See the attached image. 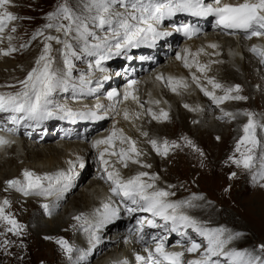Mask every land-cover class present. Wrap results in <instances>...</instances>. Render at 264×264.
Returning a JSON list of instances; mask_svg holds the SVG:
<instances>
[{
	"label": "bare ground",
	"instance_id": "6f19581e",
	"mask_svg": "<svg viewBox=\"0 0 264 264\" xmlns=\"http://www.w3.org/2000/svg\"><path fill=\"white\" fill-rule=\"evenodd\" d=\"M226 1L229 2L228 0ZM241 1L242 2H234V1L232 2H234V4L245 2V0H241ZM116 4H120V3H115L114 6H116ZM10 5H12V2ZM92 5H93L92 7H96V4L94 2H92ZM118 7L123 8L119 13H125L124 10L125 8L122 4H120ZM86 11L88 13L90 10L82 8L81 6L71 14L75 16H82V15H86V13H84ZM92 17H97V15L93 14ZM87 23L88 24L91 23V25H94L95 28L93 29V31H89V30L84 31L83 39L84 41H86L85 42L86 46H84L83 48L77 50L76 47L78 43L77 40L69 41V39L67 40L65 39L66 41L63 42L60 39L59 40L60 42L58 43L55 42L56 44L59 45V47L54 49L56 50L55 52L56 60L53 70H55L54 71L55 74H60L61 77L63 76V79L60 80L61 83L55 88L52 95L49 97V100L51 101L49 108L51 110H56L58 109V107L64 106L60 102L61 97H67L68 101H72V100L74 101L69 103V106L71 108L79 107L80 109L81 108L80 104H82L86 100H89L91 93L93 91L92 90L93 86L99 88L101 84L107 82L108 80H111L112 82L115 81V79H110L107 75H105L106 73L104 71H100L99 68L96 67L95 60L98 59V57L95 55H90V54L88 55V57L91 58L90 60L92 61L93 59L94 61L88 64V66L86 65V67H84V65L83 66L77 65L79 68L77 67L70 68L72 66L65 67L64 65L62 66L60 64V62L62 63L63 60L66 59V56L68 54L67 53L68 50L64 51V49L67 48V45H70L72 51L76 50L75 56H71V57L69 56L71 59L74 60L73 62L76 63L77 60H80V58L83 57L82 55L83 53L87 54L89 51L92 50L91 49L92 45L103 42V41L100 42V39H98L101 38V36L97 37L98 32L102 30L107 32L110 30L109 28H107L110 27L109 25L100 27L98 24V20L96 19H92V22L88 21ZM68 31L72 33L73 28L68 29ZM214 31L215 30L210 29L209 32H207L205 35L188 43L186 47L187 49L185 51H178L176 57L172 56L170 59L171 61L164 66H162L163 59H165L164 53L169 52V48L166 47V44H162L160 46V49H158L159 57H160L159 62L161 60L162 62L161 63L158 62L155 65L151 63L149 67L150 70L147 72H143L144 75L143 78L141 79L140 86L138 88L139 91L136 93L137 99H135V102H133L132 105L126 109L118 108L116 109L115 112H109L108 118L114 116L116 121H112L111 126L109 128L107 127V129L105 126H99L98 130H101L103 132L104 131L115 132L117 134L116 137L119 139V141H116L115 143L117 148V153H120L121 150L125 152H129L131 159H128L126 162L128 168H130L131 174L130 175L126 174L125 176L121 175L123 169H121L120 167L123 166L124 163L121 162L119 155L115 157L117 161L114 160L113 162H110V164L107 165V167H109L108 171H118L120 177L125 179H127L132 174L137 176L140 173H147V176H144L142 180L144 182L148 181L149 183L151 182L148 180V178H150L151 175H158L157 174L158 168L147 171L146 168L142 166V165H147V161H145V159L137 160L135 158V154L133 155L130 152L131 144L128 142V140L121 142L120 137L121 136L127 137L129 138L130 141H133L134 138L136 140L139 137L138 134L140 135L141 133L143 134V132H146L145 125H143L144 128L142 126V124L144 123V119H145V123L149 120H152V122L157 126L163 124L164 123L163 121L165 119L161 116V113L167 112L169 110L168 109L169 107L170 110H173L171 109L170 104L173 103L175 105L174 100L172 98L169 99L170 96L168 93L172 94L175 100L178 97H182L181 94H185V97L187 95V98L182 97V104L186 103L187 107H183V106L182 107L184 108V110L189 108L190 109L189 112L191 113L190 116H193L191 118L193 120V122H191L193 123V125L190 124V120L188 122L190 125L188 126L189 131L194 132L200 129V126L208 127L207 129L210 128V131H212L213 129H214L213 131H222L224 124L227 125L235 124V129H239V127L242 128L245 126V124L248 123L247 121H240L241 114L242 113L253 114V111L256 109V107L250 104L249 107L247 106L248 102L251 99V91L247 86L244 85L246 82L243 83L240 81L242 80L241 72H243L245 69L243 66L242 58L241 60H239L238 57L240 56V54L241 57L243 58L249 55L251 59H253V63H254L253 73L254 74L256 73L258 75V82L254 81L253 83L258 85L261 90L257 88V90L252 89V91L253 92L258 91V93L256 94L262 97L261 100L264 101V81L261 80L262 75L264 74V70L262 68L264 66V58H261L258 54L252 51L254 47L264 50V37L260 39L247 41L244 38L240 37V35L234 37ZM56 33L58 35L60 34V36L62 37L65 36L64 33H61L59 31ZM42 37L44 39V36ZM42 37H40V39ZM107 39L110 43H115L111 34H109ZM93 41L95 42L98 41V42L90 43ZM167 45L170 46V44ZM210 45H216L217 47L213 48L210 47ZM72 51L71 53H73ZM113 51L115 50L113 49ZM16 53L17 52L12 54L15 55ZM178 56L180 57V59H177ZM15 57H17V55H15ZM115 57L116 55H112L110 58H115ZM233 58H236L237 60L233 61ZM255 59L257 61V64ZM0 61H6V60L0 56ZM185 62H187L190 66L186 67ZM259 62H261L260 65L258 64ZM35 63L36 62H29L27 64L28 66L27 69L24 70L22 73H19L20 75L18 79L12 78L13 77L12 74H14L15 72L14 65H9L5 68L1 67L0 73L5 72L6 70L13 73L9 74V76L7 75V77L4 76L3 73L1 74L2 79L0 80V85H9V87L7 86L6 87L3 86L4 88L0 87V95H4V96L15 95L16 93L20 92L23 89V86H20V88L18 89L17 83L19 82V80H23V78H21L22 76L25 75L24 79L27 78L28 74L32 71V69L35 68L36 66ZM135 66L138 67V65ZM100 67L104 69L105 64H102ZM200 67H205V70L200 71L199 70ZM221 68H222L221 71H223L224 69L231 71L232 68H235L236 72H232L231 78H229V80L227 81L221 75L223 72H219ZM51 70H52V64H51ZM155 74L158 75L159 77H162L163 82L158 83L156 77L154 76ZM75 76H77V78H75L74 81L73 79ZM122 76H124V73L118 70L117 78L122 80ZM9 77H11V80L8 83L7 79ZM170 77L173 78L174 81H183V85L176 86L174 84H170L169 83ZM239 78L240 80L238 81ZM82 79L86 81V83H82ZM210 80L220 84L222 87L214 88L213 85L209 83ZM71 81H73V83L72 85L71 84L69 85ZM184 85H186V87ZM173 86H176L175 92L172 91ZM237 86L240 89L238 95L244 97L245 99L242 100L228 99L220 104H217L210 96L205 95V92L202 91V89H205L208 92L212 93L215 97L219 98L226 95L227 89H235ZM114 87L116 86H111L110 88H114ZM163 92L167 93V95L163 96ZM231 96L235 97L237 95H231ZM145 104H147L148 106H145ZM259 112L260 114L254 113V115L251 116V119L256 124L255 132L257 133L256 138L259 140V145L255 149H253L251 153H249L254 157L250 171L254 184L252 187L254 188L256 186L257 188L264 190V179L261 178V173H264V132H259L260 129L264 130V110L259 108ZM126 113H127V118L125 116ZM174 113L176 114L175 116L180 118L181 121L183 116L185 117L187 116V112L184 113L180 109L175 110ZM225 113H231L232 115L228 116L225 115ZM22 114L23 113H14L13 116H16L19 119L23 117L24 114L23 115ZM153 114L159 117V119H154ZM190 116L188 115V118H190ZM247 117L249 120V116ZM169 118L170 116H168L167 122L170 121ZM0 119L2 122H5V116L2 115L1 111H0ZM63 125L60 126L59 123H56L55 125L48 124L47 127L50 136L49 138H45L44 135H35L33 136V139H23L21 137H18L17 135H8L3 132L0 133V136H3L6 140L10 141V143L0 146V190L5 189V191L7 192L6 194L7 198L9 200H12L10 204L12 207H18L17 204L18 205L22 204V205H27L29 209L30 207L32 208V212L30 215V223L24 224L22 222L21 227H23L25 230L31 227L35 229L36 233H39L40 231L42 232L46 231L47 233H41L46 236L54 235L56 231H59L62 228H65L66 230L71 229L73 231H76L78 233V236L77 237L75 236L76 234L75 232V234L73 233L74 238H71L72 235H70L71 232L68 233L69 231L63 233V237H64L63 241H66L67 244L72 247V249L74 248L73 246L77 247L75 254L72 255L71 253L64 252V250L60 248H55L56 254L62 258L60 262L62 261L63 264H87L89 263V261L95 258L97 259L92 264H121V262L123 261H126L128 264V261L130 260L131 257L136 258L135 259L137 261L136 264H139V262L140 264H144L146 259H142V260L137 259V257L143 256L140 247L137 246L134 247V245L132 244L134 249L128 250L126 254L123 251V247L127 244L128 241L131 240L133 242V238H131V236L126 231L127 227L129 226V223L123 225L122 222L118 221L116 215L108 219H105L104 205L106 204L109 205L110 209L118 210L117 211L118 214L120 212L119 208L117 207L114 208V206H112V202L110 200L111 196L109 194V188L106 187V183L104 184L100 183L102 184L100 185L99 183L90 180L92 182H90L88 187H86V189L81 191V193H79L78 195L80 196V201L77 202L78 201L77 199L79 198L78 196H76V199L75 197L73 198L74 195L73 193L76 187L84 180V178L86 179L87 174L91 170L92 166L94 165L99 166L102 162L97 160L98 155L96 154L95 149L92 147V142H87L85 140L79 142V140L74 139L77 138L75 136L72 139L69 140L64 139L63 141L58 140V142L55 143V141H57L55 137H59L58 130L60 129L63 130L64 128H66V126ZM141 126L143 128L142 131H141L142 129ZM65 133L71 134V131L70 132L65 131ZM192 134H190V132L187 133L182 132V135H179V138H177L175 141L179 143L177 144L179 145V147H175L173 149V147L171 146L170 155L171 153H174V156L176 155V157H178L179 154L183 153V154H190L191 157L194 156L200 160L204 159L205 156H207V151L205 150V148L200 146L199 143H197V139L193 137ZM221 134L223 135L222 132ZM239 136L242 137L241 134ZM213 137L215 139L216 137H219L217 141H222L221 135H219V133H215ZM240 137L237 139V141L241 139ZM189 141L191 143H189ZM32 142L34 143L32 144ZM35 143H37L38 145L37 144L35 145ZM43 143L44 144L48 143V144L43 146L42 145ZM245 145H246V149L251 147V145L248 144ZM33 146L34 147L36 146L38 150L34 151ZM189 149H191V151ZM246 149H244V152H246ZM27 150L28 152L25 153V151ZM6 152L7 154H9L8 152H11L8 158L6 157L7 156ZM239 154L241 155V153ZM29 156H31V158H29ZM106 158L107 157L105 155L104 159ZM80 159H82L84 162L83 168L79 167ZM171 159L173 160L174 158ZM239 159H241V157ZM133 160L138 161L136 163L138 164V166H135L136 164L135 165L128 164V162L134 163ZM18 163L21 164V166L16 167V164ZM200 163L203 162L199 161L198 164ZM221 164L223 165V163ZM229 164L231 165V163ZM25 171L32 172L36 176L53 177V180L51 182L48 180L42 181V185L45 188H47L50 183L52 184L51 194L49 195L30 194L25 196L22 192L18 191L16 187L6 186L5 183L7 180H19L23 183L24 182L23 173ZM163 171L164 173L166 172V170ZM60 173H64L66 176L70 177V179L61 178L57 183L55 178ZM157 184H158L157 186L159 185L160 186L159 187L155 186L156 188L153 189V191L163 190L168 192L169 196L171 197L173 196L174 197L173 199H177L176 195L173 194L174 186L168 188V186H166L164 183H163L164 185L162 183H157ZM256 192L258 195L264 196L263 194L264 192L261 191H256ZM4 196H5L4 194L2 193L0 194V207H4L5 215H6V211L8 210V208L7 205H4L3 203L5 200H7L6 196L5 197ZM69 200L71 201L68 204L66 211L59 216L55 215L57 211L63 208ZM170 203L182 204L183 208H181L179 211L186 214L189 213L187 212L188 210L186 211V209H191V211L194 210L197 213H200L199 211L202 208L203 209L206 208L203 201L200 200L191 201L189 202V204H186L185 201V205L183 204V202L180 201L178 202L174 200H172ZM32 204L35 206V208H33ZM45 205H47V208L44 207ZM124 208L126 207L124 206ZM194 211L192 213H194ZM205 212L206 211L201 213V215L204 214ZM77 217H80L81 219H77ZM191 217L195 218L197 216L194 215V217L193 216ZM120 218H124V214L120 216ZM43 219L46 220L49 219V221L47 222ZM2 221L5 222L4 220ZM62 224L65 226H62ZM5 226H7V223L5 224ZM85 228L89 230L85 231L84 230ZM224 230L225 231L221 239H228L229 238L228 234L232 231L228 230L227 228H225ZM184 232L187 236L189 235L191 237V240H189L190 242L195 241L196 243L201 244L200 249L195 253L199 255H203L207 248V241L204 238L203 240H200L199 234L198 233L196 234L192 228L185 229L182 227L179 229L178 232L180 233V235L179 234L178 235L181 236L182 242L185 240ZM235 232L237 234L232 236L231 239L232 242L230 243V245L227 247L225 246L224 248V252L226 253L232 251H238L237 249H239L238 246L240 242H235V240L237 239L236 236L243 237L245 233L241 231V229H236ZM108 233L109 234L111 233L112 240L110 241H106L105 239V235ZM96 237H98V239H96ZM170 238L171 237L168 236L165 238V240ZM174 242L175 241L173 240L172 243ZM59 244L60 243L56 242V246H58ZM42 245L43 247H45L47 244L43 243ZM166 245H170V243L168 242L166 243ZM187 246H191V244L190 245L187 244ZM63 248L66 249L65 247ZM135 251L138 253L137 256L133 255V252ZM5 254L7 255L5 256L6 258L8 256H11L12 249L7 248ZM85 258H88V261H84ZM217 258L222 259V261H220L221 264L223 262L229 263V261L226 258H222V255L212 257L213 260H216ZM262 263H264V261L263 262L261 261V264Z\"/></svg>",
	"mask_w": 264,
	"mask_h": 264
},
{
	"label": "rangeland",
	"instance_id": "374dc122",
	"mask_svg": "<svg viewBox=\"0 0 264 264\" xmlns=\"http://www.w3.org/2000/svg\"><path fill=\"white\" fill-rule=\"evenodd\" d=\"M11 2L12 5L7 6V11H10L13 15H15L17 19L8 23L5 32L3 34H0L3 36V39L0 40V56L6 60V61H0V71H1V67L5 68L9 65H14L15 72L14 74H12L13 72H9L7 70L5 72H1L0 80L2 79L1 76L2 73L6 77L7 75L9 76V74H12L13 75L12 78L18 79L20 75L19 73H22L24 70L27 69L28 67L27 64L29 62H37L39 60L38 58H40L41 54H44V48L48 44L51 45V52L49 56L51 59L52 69H54L55 60H56V53H55L56 50L54 49L59 47V45L56 44L58 43L57 40L55 39L47 40L46 37L48 36L56 37L58 38V40L61 39V41L63 42L66 41L67 39H69V41L77 40V42L79 43V44L77 43L76 45L77 50L83 48L84 46H86L85 45L86 41H84L83 39L84 31L85 30L93 31V29L95 28L94 25H91V23L88 24L87 22L88 21L92 22V19L96 18V17H92L93 14L97 16L99 15L97 11V6L92 7L93 6L92 2H94V0H11ZM114 4L115 3L112 4V11L114 13L115 11L121 12L123 8L118 7L120 4H116L117 7L114 6ZM81 6L82 8L88 9L90 11L88 13L87 11L84 12L86 13V15H82V16H75L71 14ZM63 9L68 10L67 14L70 15L72 19L65 18L66 14L63 11ZM49 24L52 25L51 28L48 27ZM69 27L73 28L72 33L66 31L70 29ZM13 28H15V31H12ZM57 28H59V32L65 34L64 37L56 33L58 32ZM107 28L110 29L107 32L103 30L100 31L101 33L98 32L97 37L101 36V38H98L100 39V42L103 41L105 37L108 38L109 34H111L112 27H107ZM40 32H43V35H39L38 33ZM8 36L12 37L11 41L7 39ZM42 36H44V39ZM40 37L42 38L40 39ZM97 42L93 41L90 43H97ZM9 47H13L16 49V51L12 53L17 52L15 54L17 55V57H15V55H13L12 53L7 56L3 55V52L8 51ZM66 50H68L66 59H64L62 63L60 62V64L62 66L64 65L65 67H69V65H71L70 57L76 55V50L72 51V48L68 46L66 49H64V51ZM71 51L73 53H71ZM89 52L87 54L82 52L83 57L80 58V60H77L75 64H77L78 66L84 65V67H86V65L88 66V64H90V62L93 61V60L89 61L91 59L90 57H88ZM166 58L163 59V62L162 60L159 62V63L162 62V66L168 64L171 61L170 60L171 57H169V59L168 57ZM241 58L243 60V66L245 70L241 72L242 80H240L239 78L238 81L240 80L243 83L246 82L244 85L247 86L251 91V99L248 102L247 106L249 107L250 104L256 107L254 111L252 110L253 111L252 116H253L254 113L260 114L259 108L264 110V101L261 100L262 97L256 94L258 93V91H254V92L252 91V89L255 90H257V88L260 89L258 85L253 83L254 81L258 82V75L256 73L255 74L253 73V67H254L253 59H251L249 55L243 58L241 57L240 54L238 59L241 60ZM234 60L237 59L233 58V61ZM260 63L261 62H259L258 64L260 65ZM41 64L43 63L41 62ZM77 65H74V63L72 64L73 67L79 68ZM262 68L264 70V66ZM221 70L222 68L219 70V72H223L221 75L227 81L229 80V78H231L232 72H236L235 68H232L231 71L226 69H224L223 71ZM24 77L25 75L21 77L23 78V80H19V82L17 83L18 89L20 88V86H23L21 82L25 80ZM74 78H77V76H75ZM10 80L11 77L7 79V82L9 83ZM261 80L264 81V74L262 75ZM72 83L73 81H71L69 85L70 84L72 85ZM3 86L9 87V85H0V87L4 88ZM168 94L170 96L169 99L172 98L175 102V105L173 103L172 104L169 103L171 105V109L173 110H170V107L168 106L169 110L167 111V113L168 116H170L169 118L170 121L167 122V119H165L163 121L164 122L163 124L157 126L152 122V120H149L145 123V119H144V123L142 124V126L145 125L146 132H143V134L141 133L142 134V135L140 134L141 136L138 134L139 137L136 140L135 138L133 139V141L135 140V145L137 150L141 153L139 156H135V158L137 160L145 159V161H147V165H150V167H145L144 165H142L143 167L146 168L147 171L158 168L157 169L158 175H151L150 178L148 177L145 178H148V180L155 186L158 185L157 183H162V184L164 183L166 186H168V188L174 186L173 194L176 195L177 199H173L174 198L173 196L172 197L168 196L166 197L170 199L167 200L168 202H171L172 200L178 202L180 201L183 202V204L185 205V201L186 204H189V202L191 201H199V200L203 201L206 208L204 209L202 208L199 211L200 213H197L194 210L191 211V209H186V211L188 210L187 212H189L187 214L193 217L194 215L197 216L195 217L197 220L195 218L193 219L195 221H199L200 223L206 225L210 229L223 227L222 229L227 228L228 230H231L232 232L228 234L229 237H232L233 235L237 234L235 232L236 229H241V231L245 233V234L243 233L244 236L243 237L236 236L237 237L236 240L234 238L235 242H240L241 244V245L239 244L238 246L239 249L237 250L245 253H249L253 257L257 256L260 259V261L263 262L264 250H262V246H264V196L258 195L256 191L264 192V190L257 188L256 186L254 188L252 187L254 184L251 177L250 169H245L244 167H242L243 166L242 164L241 166L240 165L237 166V164L233 162L234 159L239 160V158L241 157V155L239 154L240 152L236 151V147L241 140L240 139L239 141H237V139L240 137L239 135L241 134L242 137L244 136V132H243L244 127L242 128L239 127V129H235V124H230V125L224 124L222 131H213L214 129L210 131V128L207 129L208 127H204V126L203 127L200 126V129L194 132L189 131L188 126L190 125L188 122L190 120V124L193 125V123H191L193 122V120L191 119L193 116H190L191 113L189 112L190 110L189 108L186 109L188 111L184 110L183 107H185L186 103L182 104V97L187 98V95L185 97V94H181L182 97H178L175 100L172 94L170 93ZM238 94L239 93L236 91L231 92V95H238ZM166 95L167 93L163 92V96ZM61 102L63 103L62 100ZM145 106L148 105L145 104ZM177 109H180L184 113L187 112V116L186 117L183 116L182 121L180 120V118L175 116L176 114L174 112ZM188 115L190 116V118H188ZM113 117L111 118L109 117V121L104 125L106 129L107 127L109 128L111 126L112 121H116L115 117L114 118ZM240 121L249 122L248 117L247 115H245V113L241 114ZM143 128L141 129V131L143 130ZM229 128H231L232 130ZM182 132H186V133L190 132V134L193 133L192 136L197 139V143H199V145L205 148V150L207 151V156H205L204 159L200 160L194 156L191 157L190 154H183V153L179 154L178 157H176V155L174 156V153H171L170 155L172 144L173 143H175L176 145L179 144L178 142L175 141L177 138H179V135H182ZM221 132L223 133V135L221 134ZM259 132H264V130L260 129ZM144 133H148V134L144 135ZM215 133H219V135H221L222 141H217L219 137H216V139L213 137ZM255 134L257 135L256 132ZM55 138L57 139L55 143L58 142V140L59 141L64 140L61 135ZM152 140H156L158 142L157 145L161 148V153L163 151L162 144L164 143V141H167L169 144L168 154L167 155L158 154L156 149L153 148L151 144ZM79 142L82 141L79 140ZM33 143L34 142H32V144ZM36 144L37 143H35V145ZM47 144L48 143L46 144L43 143L42 145L44 146ZM174 148L175 147H173V149ZM244 149H246V145H241L242 152H244ZM33 150L37 151L38 148L35 146ZM189 150L191 151V149ZM27 152L28 150L25 151V153ZM8 153L9 154H7L6 152L7 156L5 154L7 158L10 156L11 152ZM29 158H31V156H29ZM171 158L174 159L172 160ZM199 161L203 163L198 164ZM221 163H223V165ZM229 163H231V165ZM128 164L135 165L136 163L128 162ZM17 166H21V164L18 163L16 164V167ZM135 166H138V164H136ZM214 168L215 169L218 168V169L215 170ZM121 169H123L121 175L125 176L126 174L128 175L131 174L130 168H128V166L125 167L123 165ZM163 170H166V172L164 173ZM233 173H235L234 176ZM133 175L134 174H132L131 176L133 177ZM131 176L129 177L132 178ZM152 177H156V179L153 180ZM8 181L10 180H7L5 184L6 186L9 187V185H7ZM90 182H92L90 181V179H87V177L86 179L84 178V180L76 187L73 193L74 194L73 198L75 197L76 199V196H78L79 193H81V191L85 190ZM147 183L149 182L147 181ZM1 193L4 194L5 196L7 194L5 189L3 190L1 189L0 194ZM78 197H77L78 201L76 200L77 202L80 201V196ZM6 199L7 201H9V205H7L8 210L6 211V215L8 214L7 216L14 218L20 226L22 222L24 224L30 223V215L32 212V208L30 207L29 209L27 205H22V204L19 205L17 204L18 207H12L10 205L12 200H9L7 196ZM70 201L71 200H69L63 208L59 209V211H57L55 215L59 216L62 213H64ZM33 208H35L34 205ZM193 211L194 213H192ZM204 211L206 212L201 215V213H203ZM122 212L123 211H121V213ZM43 220L47 222L49 221V219L48 220L43 219ZM6 223H7L6 221L3 222L2 220H0V243H1L0 264H63L62 261L60 262L62 258L56 254L55 248H59V246H56V242L63 240L64 238L63 233L69 231L68 233L71 232L70 235H72L71 238H74V234L76 232L71 229L66 230L65 228H62L59 231H56L54 235L46 236L44 234H41V233H47L46 231L44 232L40 231L39 233H36L35 229L31 227H29L26 230L23 227H20L19 234H16L14 232L8 231V228L11 226L10 225L8 226V224L7 226H5ZM62 226L65 225L62 224ZM106 235H105L106 241L112 240L111 233L110 234L108 233ZM75 236L76 237L78 236L77 232ZM199 239L203 240V237L199 235ZM231 242L232 241L230 240L229 243H227L226 247L229 246ZM43 243L47 245L43 247L42 245ZM132 244L135 247L134 241L132 242L130 240L125 245L128 247L125 246L123 247V251L125 252V254L128 250L134 249ZM73 247H74L73 251L71 252L72 255L76 253V249H77L76 246ZM7 248L12 249V254L11 256H8L6 258L5 256L7 255L5 254V252ZM64 252L68 253L67 251ZM136 254H137L136 251L133 252V255L136 256ZM96 259L97 258L92 259L87 264L94 263ZM216 260L222 261V259L219 258H217ZM84 261H88V258H85ZM223 263L229 264L226 262Z\"/></svg>",
	"mask_w": 264,
	"mask_h": 264
},
{
	"label": "snow or ice",
	"instance_id": "6c2138e0",
	"mask_svg": "<svg viewBox=\"0 0 264 264\" xmlns=\"http://www.w3.org/2000/svg\"><path fill=\"white\" fill-rule=\"evenodd\" d=\"M97 6V11L99 15L95 18L98 20L100 27L109 25L112 27L111 36L115 43H110L107 37L104 38L102 43H97L91 46L90 55H95L98 57L95 64L100 71H104L101 66V62L109 59L112 55H119L121 50L126 47H137L140 44L154 42L164 36L170 35L168 32L160 31L157 25L161 24L165 19H171L177 14H188L195 17H213L215 18V24L218 27H222L225 30H240L248 34V38L264 36V0H245L244 3L237 5H232L228 3H222V0H94ZM120 3L125 8V13H114L112 11V4ZM11 4V0H0V34H3L7 28L8 23L17 19L15 15L7 11V6ZM65 12L66 19H72L70 15L67 14V9H63ZM51 19V17H50ZM49 28L52 27L51 24L48 25ZM177 32H182L185 36L191 38L193 35L197 34L198 29H194L191 24H183L177 26L175 29ZM15 31V28L12 29ZM59 31V28H57ZM68 31V30H66ZM43 35V32L38 33ZM35 38V37H34ZM3 36L0 35V40ZM7 39L11 41L12 37L8 36ZM47 40H57L58 38L48 36ZM70 47V45H67ZM210 47H217L216 45H210ZM113 49L115 51H113ZM16 51L15 48L9 47L8 51L3 52V55H10L12 52ZM252 51L258 54L261 58H264V50L254 47ZM51 45L48 44L44 48V54H42L39 60L36 62V67L28 74L27 78L22 81L23 89L16 93L15 95H0V111H11L15 113H23L24 119L28 120H42L47 119L53 115L50 110L49 105L51 101L49 97L52 95L55 88L61 83L58 80L56 74L51 70V59L50 54ZM177 59H180L178 56ZM43 62V64H41ZM185 66L190 65L185 62ZM206 67V66H205ZM205 67H200V71H204ZM162 79V77H158ZM195 79V78H194ZM82 83H86L82 79ZM137 82L135 80L131 81L129 88H131ZM169 83L176 86L183 85V81H174L173 78H169ZM214 88H221L222 86L214 81H209ZM176 86L172 87V91H176ZM186 87V85H184ZM205 95L210 96L217 104L223 103L228 99L242 100L245 99L242 96H231L230 93L233 91L239 92L240 89L237 86L235 89H227V93L222 97H215L212 93L205 89H202ZM117 93L113 92L109 94V99L115 97ZM133 99H137L135 96ZM124 99H128L125 95ZM96 107L103 108V105H96ZM187 107V105H185ZM59 112L64 113L67 117L80 116L82 118L88 119H103L104 117L98 115L96 111H89L87 113H73L70 109H65L63 107H58ZM225 115L231 116V113H225ZM249 116V122L244 126L243 132L244 136L241 138L240 142L237 144L236 151L241 153V159H234L233 162L239 165H243L245 169H250L252 167V162L254 157L249 154L259 145V140L256 138L255 129L256 124L251 119V113H245ZM127 118V113L125 114ZM161 116L164 119L168 118L167 112H162ZM154 119H159L155 114H153ZM17 119L13 117V123H17ZM14 131V129H9V132ZM116 133L113 132L112 136H109L104 140H97L94 142V147H99L102 144L114 146V138ZM147 135V133H144ZM121 142L128 140L131 144L130 152L139 156L140 152L137 150L135 141H130L127 137H120ZM10 141L6 140L3 136H0V146L6 145ZM189 143H191L189 141ZM151 144L153 148L156 149L158 154L167 155L169 151V144L167 141L163 143V151L161 153V148L157 145L156 140H152ZM251 145V147L246 149V152H241V145ZM172 147H179L175 143ZM116 156L119 155L120 160L127 167V160L131 159L129 152L121 150L120 153L114 151H107L100 153L101 162L107 166L109 161L104 159L105 154ZM134 163L138 161L133 160ZM145 167H150V165H144ZM75 167V166H73ZM79 167H84V162L80 159ZM105 171L108 173V179L112 181L114 187L112 189L113 193L116 195H122L125 199L130 200L132 204L137 205V208H129V212L142 211L151 213L153 217H159L165 223L171 222L172 231H178L179 228H192L201 237L207 241V248L202 258L199 260L188 261V264H220L219 260H213L212 257L225 255L229 264H261L258 257H253L249 253L242 251H232L229 253H224V248L232 239H221L224 233V229H207L199 227L197 221L192 219L190 216L181 213L179 210L183 207L182 204L170 203L166 200L169 193L163 190H154V184L145 183L142 177L147 176V173H140L131 179L124 181L120 177L118 171H108L105 167ZM24 182L19 180H11L8 182L9 187H16L18 191L22 192L25 196L30 194L35 195H49L52 191V184L50 183L47 188L43 187L42 181L48 180L52 181L53 177L50 176H36L34 173L25 171ZM235 173H233V176ZM70 179L64 173H60L55 179L58 183L59 180ZM255 178V177H254ZM261 178L264 179V173H261ZM156 179V177H152ZM4 205H9V201L5 200ZM47 208V205L44 206ZM105 208V219L113 217L117 214L116 209H110L109 205H104ZM77 219H81L77 217ZM0 220H4L11 227L8 231L15 232L19 234L20 225L17 221L5 215L4 207H0ZM149 226L157 227V224L150 220L148 221ZM85 231L89 229L85 228ZM98 239V237H96ZM143 239V236L141 237ZM155 239V237H153ZM63 247L66 248L68 253L73 251L72 247L67 244L66 241H58ZM201 247V244L195 241L191 242V246L187 249L189 253H195ZM264 250V246H262ZM156 256L150 252L149 257L152 258L153 264H162V262H167V264H184L182 257L184 252L167 251L163 239H161L155 247ZM159 257V258H157ZM137 259L142 260L143 257H137ZM121 264H127L126 261L121 262Z\"/></svg>",
	"mask_w": 264,
	"mask_h": 264
}]
</instances>
